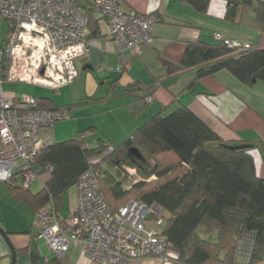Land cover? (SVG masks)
I'll list each match as a JSON object with an SVG mask.
<instances>
[{"label": "trees", "instance_id": "obj_1", "mask_svg": "<svg viewBox=\"0 0 264 264\" xmlns=\"http://www.w3.org/2000/svg\"><path fill=\"white\" fill-rule=\"evenodd\" d=\"M225 1L228 21L236 19L240 7H249L264 26V2ZM188 2L200 12H206L209 6V0ZM88 11L90 29L94 12L91 8ZM213 39L215 42L200 39L188 44L180 66L165 61L169 73L197 68L199 77H203L227 70L250 87L264 82V49L239 51L223 40L214 36ZM41 104L47 107L42 100ZM78 136L42 149L34 160V169L44 173L51 166L44 187L32 193L17 182L8 185L14 195L29 202L36 211L52 199L59 210L67 191L85 171L93 169L99 175L101 191L112 211L132 198L164 208L168 217L159 235L180 253L183 264H243L245 254L241 250L239 255L238 249L247 236L250 237L247 251L251 253L246 264L261 261L264 179L258 176L249 152L254 144L247 149L229 148L239 144L223 139L187 106L154 116L117 147L104 139L96 146H88ZM127 167L136 169L140 176L129 185L126 184L132 177L124 172ZM30 256L32 264H42L36 251ZM46 264L63 263L55 256Z\"/></svg>", "mask_w": 264, "mask_h": 264}, {"label": "crops", "instance_id": "obj_2", "mask_svg": "<svg viewBox=\"0 0 264 264\" xmlns=\"http://www.w3.org/2000/svg\"><path fill=\"white\" fill-rule=\"evenodd\" d=\"M124 4L126 9L157 13L161 18L153 28V42L143 48L140 56L124 53L129 70H118L122 63L115 45L107 38L110 26L94 13L89 29L90 55L75 61L79 75L74 82L57 91L42 84L6 79V95H31L50 109H67L72 119L56 123L55 143L83 135L88 146H96L104 139L117 147L154 116L187 106L223 139L234 144H254L249 152L258 176L264 179V82L250 87L227 70L203 77H199L197 68L169 73L164 63L180 66L188 44L200 39L215 42L216 33L264 49V26L257 21L253 9L240 7L236 19L228 21L225 0H209L206 12L197 11L188 0H124ZM150 95L154 100L146 103L144 98ZM38 174L34 182H39L42 189L50 173ZM7 188L19 205L27 207L28 226L6 228L3 215L0 226L9 233L16 248V264H32L30 253L36 251L40 255L38 246L32 245L37 237L32 233L36 209L17 198L8 185ZM76 203L77 191L72 187L58 212L68 216ZM40 258L42 264L50 260H42L41 255ZM12 259L11 248L0 233V264H12ZM60 259L63 264H100L83 255L75 245ZM131 264H163V260L144 257ZM256 264H264V254Z\"/></svg>", "mask_w": 264, "mask_h": 264}, {"label": "built area", "instance_id": "obj_3", "mask_svg": "<svg viewBox=\"0 0 264 264\" xmlns=\"http://www.w3.org/2000/svg\"><path fill=\"white\" fill-rule=\"evenodd\" d=\"M87 7L110 26L107 38L122 63L118 70H129L124 53L140 56L153 42V28L161 20L157 13L126 9L124 0H0V183L20 182L30 189L39 177L36 156L55 142L54 126L72 119L67 109L47 108L35 96H7L3 82L24 80L57 91L74 82L79 75L75 61L90 55ZM3 19L8 30L4 37ZM214 38L239 51L254 47L218 33ZM153 100L148 96L145 101ZM46 170L51 173V166ZM74 187L77 203L68 216L60 215L51 199L33 220V235L44 238L56 256L62 257L75 245L100 264H131L153 256L162 258L163 264H183L180 253L159 235L157 227L165 224L161 205L132 198L112 211L93 169L85 171ZM250 253H243V264Z\"/></svg>", "mask_w": 264, "mask_h": 264}, {"label": "rangeland", "instance_id": "obj_4", "mask_svg": "<svg viewBox=\"0 0 264 264\" xmlns=\"http://www.w3.org/2000/svg\"><path fill=\"white\" fill-rule=\"evenodd\" d=\"M102 22H105V20L103 19ZM7 31H8L7 30V21L5 19H3L2 28H1V34L3 37L6 36ZM138 153L135 152L136 155H138ZM147 164L150 165L151 162L147 161ZM124 172L126 174H128L129 177H132L128 180L129 183L126 185H129L134 179H140L138 172L136 171V169H134L132 167H127L126 169H124ZM0 187H1V189H0V215L4 216V219H3L4 220V226L6 228L18 226V225H22L23 227L28 226L27 218H29V217H28V213H26L27 207H25L23 205H19L17 203V201L12 196V193L9 192L6 183H0ZM40 190H41L40 183L34 182L33 186L31 187V191L36 193L37 191H40ZM164 217H165V219L168 217V214L166 212L164 214ZM3 220H2V218L0 219V221H3ZM164 226H165V224L160 226V227H157V229L162 230L164 228ZM1 227H3V226H1ZM200 232L204 237H206L202 230ZM211 237L214 239L215 234H212ZM241 241H243L241 248L245 253V252H247V249L249 247L250 237L247 236L246 238H243ZM32 245H33V247H35L36 245L38 246L40 255L43 258L42 260H44L45 257L48 259L55 257V253L47 245L44 238H42L40 236L35 237V241H32Z\"/></svg>", "mask_w": 264, "mask_h": 264}, {"label": "water", "instance_id": "obj_5", "mask_svg": "<svg viewBox=\"0 0 264 264\" xmlns=\"http://www.w3.org/2000/svg\"><path fill=\"white\" fill-rule=\"evenodd\" d=\"M91 68V67H90ZM44 70L42 69L41 70V73H43ZM251 145L249 144H239V145H229L228 147L231 148V149H247V148H250ZM0 233L2 234V236L4 237V239L6 240V242L8 243V245L10 246L11 248V251H12V264H16V260H17V251H16V248L14 247L11 239H10V236H9V233L6 232L1 226H0Z\"/></svg>", "mask_w": 264, "mask_h": 264}]
</instances>
